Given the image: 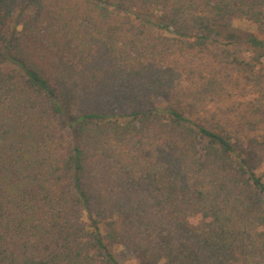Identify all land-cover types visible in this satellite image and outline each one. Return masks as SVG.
Instances as JSON below:
<instances>
[{
    "label": "trees",
    "instance_id": "1",
    "mask_svg": "<svg viewBox=\"0 0 264 264\" xmlns=\"http://www.w3.org/2000/svg\"><path fill=\"white\" fill-rule=\"evenodd\" d=\"M116 245L264 264V0H0V264Z\"/></svg>",
    "mask_w": 264,
    "mask_h": 264
},
{
    "label": "rangeland",
    "instance_id": "2",
    "mask_svg": "<svg viewBox=\"0 0 264 264\" xmlns=\"http://www.w3.org/2000/svg\"><path fill=\"white\" fill-rule=\"evenodd\" d=\"M234 29H238L243 32H247L249 29L248 25L243 22H239L235 20L232 25ZM113 252L116 255L117 259L122 263V264H137L136 258L131 254L128 250H126L124 247L116 245L113 248Z\"/></svg>",
    "mask_w": 264,
    "mask_h": 264
}]
</instances>
